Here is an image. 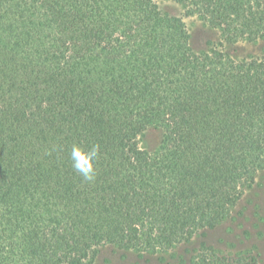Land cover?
Wrapping results in <instances>:
<instances>
[{
    "label": "trees",
    "instance_id": "trees-1",
    "mask_svg": "<svg viewBox=\"0 0 264 264\" xmlns=\"http://www.w3.org/2000/svg\"><path fill=\"white\" fill-rule=\"evenodd\" d=\"M172 1L216 40L194 50L156 0H0V264L173 249L264 174V54L228 50L264 41V0ZM74 144L100 146L92 183L71 167Z\"/></svg>",
    "mask_w": 264,
    "mask_h": 264
},
{
    "label": "rangeland",
    "instance_id": "rangeland-1",
    "mask_svg": "<svg viewBox=\"0 0 264 264\" xmlns=\"http://www.w3.org/2000/svg\"><path fill=\"white\" fill-rule=\"evenodd\" d=\"M156 2L163 12L182 16L190 35V46L194 50L205 49L209 42L216 40L217 33L214 29L195 16H184L182 7L176 2ZM228 50L236 58L263 55L264 41L241 42L230 46ZM158 139L159 132L149 129L141 138V145L153 149ZM202 242L217 249L221 255H241L252 264H264V174L257 175L255 182L244 191L227 219L213 228L205 229L190 242L153 253L105 246L88 264H192L194 248Z\"/></svg>",
    "mask_w": 264,
    "mask_h": 264
},
{
    "label": "clouds",
    "instance_id": "clouds-1",
    "mask_svg": "<svg viewBox=\"0 0 264 264\" xmlns=\"http://www.w3.org/2000/svg\"><path fill=\"white\" fill-rule=\"evenodd\" d=\"M99 158V144H93L88 148H83L79 144H74L69 154L73 171L80 175L87 183H92L96 180V165Z\"/></svg>",
    "mask_w": 264,
    "mask_h": 264
}]
</instances>
